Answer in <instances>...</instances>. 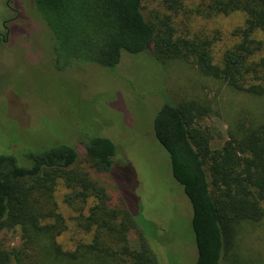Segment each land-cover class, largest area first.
Listing matches in <instances>:
<instances>
[{
	"label": "trees",
	"instance_id": "1",
	"mask_svg": "<svg viewBox=\"0 0 264 264\" xmlns=\"http://www.w3.org/2000/svg\"><path fill=\"white\" fill-rule=\"evenodd\" d=\"M32 1L51 33L58 72L84 65L114 71L124 54L148 55L162 65L168 60L193 63L203 76L264 97L263 42L256 36L264 33V0H163L167 12L155 20L145 18L142 0ZM234 13L245 15L244 26L232 30L234 44L216 61L219 31H193L188 22ZM179 16L186 26H177ZM156 95L162 105L153 132L192 206L194 264H237L235 223L264 218V124L243 127L222 148L212 149L210 133L198 124L208 108L196 101L176 103L166 89ZM82 145L91 168L113 170L117 147L110 138L85 134ZM40 147L19 156L0 154V232H21L12 249L0 243V264H162L156 240L145 232L150 224L141 219L144 230L125 204H110L105 190L78 166L75 146ZM60 183L69 189L68 202L74 197L84 203L78 224L92 236L72 250L57 241L65 222L54 202ZM133 231L136 246L129 237Z\"/></svg>",
	"mask_w": 264,
	"mask_h": 264
},
{
	"label": "rangeland",
	"instance_id": "2",
	"mask_svg": "<svg viewBox=\"0 0 264 264\" xmlns=\"http://www.w3.org/2000/svg\"><path fill=\"white\" fill-rule=\"evenodd\" d=\"M162 2L142 0L145 18L155 20L156 15H165ZM11 5L13 11L7 0H0V32L9 20V40L0 46V154L24 155L61 142L75 146L78 166L105 190L110 204L121 208L125 204L143 229L144 221L150 224L144 230L156 240L162 264H194L197 250L192 206L172 176L168 152L153 132L154 118L162 105L156 94L166 89L176 103L196 101L208 108L198 124L210 133L212 149L222 148L230 134L243 127L264 124V97L236 91L223 81L203 76L193 63L168 60L162 65L148 55L124 54L114 71L84 65L58 72L50 53L51 33L33 1L12 0ZM185 21L179 16L177 26H186ZM189 22L193 31L208 35L219 31L214 51L219 61L234 44L231 32L244 26L245 15ZM256 36L263 42L264 57V33ZM85 134L105 136L115 143L117 153L110 173L90 167L82 145ZM59 185L54 202L65 222L57 241L72 250L92 236L78 224L84 203L74 197L68 202L69 189ZM233 231L237 264H264V218L256 223L238 221ZM20 235L19 228L4 229L0 243L4 249H12L20 242ZM129 237L136 246V232Z\"/></svg>",
	"mask_w": 264,
	"mask_h": 264
},
{
	"label": "flooded vegetation",
	"instance_id": "3",
	"mask_svg": "<svg viewBox=\"0 0 264 264\" xmlns=\"http://www.w3.org/2000/svg\"><path fill=\"white\" fill-rule=\"evenodd\" d=\"M12 4V0H7V5L9 6V8L12 9V11L14 10L13 6L11 5ZM9 20H5L4 21V31L3 32H0V46L2 44H5L8 42L9 40V27L6 25V23L8 22Z\"/></svg>",
	"mask_w": 264,
	"mask_h": 264
}]
</instances>
